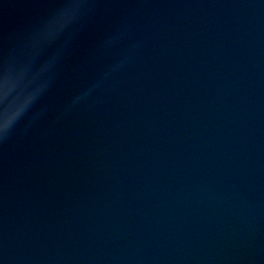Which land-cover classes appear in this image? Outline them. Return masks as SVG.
<instances>
[{
    "label": "water",
    "instance_id": "obj_1",
    "mask_svg": "<svg viewBox=\"0 0 264 264\" xmlns=\"http://www.w3.org/2000/svg\"><path fill=\"white\" fill-rule=\"evenodd\" d=\"M14 123L0 264H264V0H0Z\"/></svg>",
    "mask_w": 264,
    "mask_h": 264
},
{
    "label": "clouds",
    "instance_id": "obj_2",
    "mask_svg": "<svg viewBox=\"0 0 264 264\" xmlns=\"http://www.w3.org/2000/svg\"><path fill=\"white\" fill-rule=\"evenodd\" d=\"M57 71H58V64L52 65V67L50 69L49 80H48L47 85L45 87L39 89L33 95L30 106H33L35 103H37L39 101V99L44 95V93L48 90V88L52 85V83L54 82V80L56 78ZM98 86L99 85H93V88H96ZM87 95H88V93H82L76 99H77V101H80V100L84 99ZM16 123L9 126L7 129H0V143H3L4 141H6L10 137V135L12 134V132L15 128Z\"/></svg>",
    "mask_w": 264,
    "mask_h": 264
}]
</instances>
